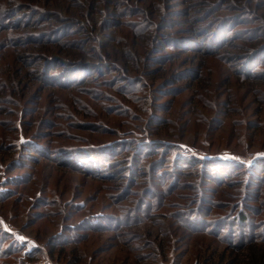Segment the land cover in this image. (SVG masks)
Instances as JSON below:
<instances>
[{"label": "rangeland", "instance_id": "1", "mask_svg": "<svg viewBox=\"0 0 264 264\" xmlns=\"http://www.w3.org/2000/svg\"><path fill=\"white\" fill-rule=\"evenodd\" d=\"M250 260L264 0H0V264Z\"/></svg>", "mask_w": 264, "mask_h": 264}, {"label": "trees", "instance_id": "2", "mask_svg": "<svg viewBox=\"0 0 264 264\" xmlns=\"http://www.w3.org/2000/svg\"><path fill=\"white\" fill-rule=\"evenodd\" d=\"M207 161H212V162H217L219 164V162H231L230 160H226V159H222L221 157H211V158H205ZM262 161H260L259 163H261ZM233 163V162H232ZM254 261H257L255 258H253ZM250 264H253V261L250 260ZM245 264H248V262H245Z\"/></svg>", "mask_w": 264, "mask_h": 264}]
</instances>
